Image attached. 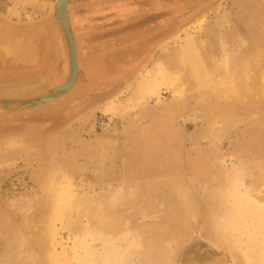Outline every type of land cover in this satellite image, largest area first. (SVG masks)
Returning <instances> with one entry per match:
<instances>
[{"label": "rangeland", "instance_id": "374dc122", "mask_svg": "<svg viewBox=\"0 0 264 264\" xmlns=\"http://www.w3.org/2000/svg\"><path fill=\"white\" fill-rule=\"evenodd\" d=\"M206 1H69L74 88L0 114V264H102L105 244L111 264H254L261 237L242 204L264 213V0L197 11ZM42 34L38 65L0 70V98L63 82L61 37ZM151 75L162 100L136 105Z\"/></svg>", "mask_w": 264, "mask_h": 264}, {"label": "water", "instance_id": "95a60500", "mask_svg": "<svg viewBox=\"0 0 264 264\" xmlns=\"http://www.w3.org/2000/svg\"><path fill=\"white\" fill-rule=\"evenodd\" d=\"M69 1L70 0H53L44 20L37 27L34 26L33 28L27 29L26 31L28 35L33 32L35 35L37 33L50 31L52 33L58 34L61 37V41L68 60V73L63 78V82L50 90H46L27 97L0 98V114H17L45 106L62 99L74 88L79 75V62L77 56V45L69 16ZM212 1L213 0H207L197 8V11L203 6H207ZM37 53H39V51ZM6 55L13 60L17 58H14L13 54H9L8 52ZM15 61L16 63H34L20 60Z\"/></svg>", "mask_w": 264, "mask_h": 264}, {"label": "bare ground", "instance_id": "6f19581e", "mask_svg": "<svg viewBox=\"0 0 264 264\" xmlns=\"http://www.w3.org/2000/svg\"><path fill=\"white\" fill-rule=\"evenodd\" d=\"M224 1V0H223ZM49 5V4H48ZM214 9V8H213ZM2 31H0V49H3V51L5 53H9V54H13L14 58H16L15 60H20V61H26V62H35L36 59L38 58V47H37V43L33 42V39H35V35L34 32L31 34H27L26 31H24L23 29H19V28H12V27H5V29H1ZM167 47V46H166ZM1 51V50H0ZM7 51V52H6ZM164 51V50H163ZM225 51V50H224ZM123 53V52H122ZM226 54V53H225ZM8 55V54H7ZM128 55V54H126ZM77 56H78V52H77ZM188 50H182L180 55H176L173 52H169L166 55V59L167 60H181L182 62H187L188 60ZM223 59V58H222ZM79 62V60H78ZM224 62L226 65L227 62V56H224ZM184 65V63H183ZM68 69V68H67ZM206 74V73H205ZM28 76V75H27ZM156 76L151 75L149 78H147L145 81H142L141 83H137V96L134 99V103L136 105H142L143 102L145 101V99L147 98V94L149 92H151V96L152 93L154 96L157 97V102H160V96L155 92V88L157 87L156 84ZM177 81V80H176ZM178 82V81H177ZM199 85H203L204 84V79L199 77ZM178 84V83H177ZM176 84V85H177ZM174 93L179 95V96H183L186 94V84H178V86H175L174 88ZM174 94V95H175ZM219 94V93H218ZM130 100V99H129ZM147 100V99H146ZM132 103V104H134ZM165 103V102H164ZM129 106V105H128ZM168 107V106H167ZM164 115H160V118H164ZM159 118V120H160ZM162 120V119H161ZM160 120V121H161ZM216 120V119H215ZM213 120V121H215ZM163 121V120H162ZM216 123V122H215ZM213 124V122H212ZM211 128V127H210ZM65 199V197H64ZM63 200V199H62ZM65 201V200H64ZM244 201V200H243ZM242 201V202H243ZM242 209L245 210L246 214L250 217H252V223L255 224H250L249 226L252 228L253 231L256 232L257 236L261 237V241L258 243L261 245V248L259 250V252H257V260L254 261V264H264V230L262 229V227L258 224V221H263L264 219V213L262 210L259 209V207H255L253 205H249V204H242ZM56 213V212H55ZM246 215V216H247ZM243 216V215H242ZM53 217V216H52ZM54 218V217H53ZM58 218V217H57ZM255 222V223H254ZM263 224V223H262ZM245 229V228H243ZM259 237V238H260ZM256 239L252 240L255 242ZM251 241V242H252ZM250 242V243H251ZM253 243V242H252ZM110 246V245H109ZM134 247V246H133ZM82 248L83 249H87V246L82 244ZM253 247H250V249ZM111 252V249H109L107 247V245H104V250H103V256H102V264H111V258L109 259V254ZM118 252V251H117ZM56 253V252H55ZM116 252H114L115 254ZM64 254V253H63ZM93 254V253H92ZM94 254H96L94 252ZM100 255V254H99ZM126 255V254H125ZM256 255V254H255ZM64 256V255H63ZM62 256V257H63ZM114 256V255H113ZM116 256V254H115ZM114 256V257H115ZM100 257V256H99ZM125 257V256H124ZM64 258V257H63ZM96 260V259H95ZM118 260V259H117ZM117 260L115 259V261L113 260L114 263L117 262ZM78 264H84L83 261H81L80 259H78ZM94 264V263H93ZM117 264H122V260H119Z\"/></svg>", "mask_w": 264, "mask_h": 264}, {"label": "crops", "instance_id": "0c3cea01", "mask_svg": "<svg viewBox=\"0 0 264 264\" xmlns=\"http://www.w3.org/2000/svg\"><path fill=\"white\" fill-rule=\"evenodd\" d=\"M51 3V0H0V12L4 13L6 18L13 20V16L16 17V19L20 20L22 23H20V21L18 23H12V22H7V21H2L0 22V24H3V26L6 27H12V28H19V29H28L31 28L33 25H39V23L41 22V19H43L46 14H47V10H48V4ZM69 7V4H68ZM16 15V16H15ZM12 16V17H11ZM27 19H30L32 21H38L39 22H29V24H27ZM36 19V20H34ZM142 25L138 26L136 25L135 28L133 29V32H135L136 34L139 31H142ZM2 29V28H1ZM45 38L48 37V35H43ZM40 38V36H37L36 38ZM38 38V40H39ZM35 41V39H33ZM38 51H39V56L41 55V51H40V47L38 46ZM39 56L38 59L32 63V64H26V63H20L18 62V64H22L24 65L22 68H29L30 66H36L39 64ZM4 59H10L9 57L4 58ZM11 61V60H10ZM4 63V62H3ZM13 63L14 61L9 62V64ZM16 63V62H15ZM5 64V63H4ZM19 67V66H18ZM21 67H19L20 69Z\"/></svg>", "mask_w": 264, "mask_h": 264}, {"label": "flooded vegetation", "instance_id": "af4514ba", "mask_svg": "<svg viewBox=\"0 0 264 264\" xmlns=\"http://www.w3.org/2000/svg\"><path fill=\"white\" fill-rule=\"evenodd\" d=\"M40 36V35H39ZM37 37V36H36ZM39 38V37H38ZM38 38H35V41H33L34 43H37V47L39 46L40 47V51H42V49L43 48H45V46H46V44H47V41H48V37H44V36H40V38H39V40H38ZM1 52L2 53H4L3 52V50H1ZM4 58H7V56L5 57V53H4ZM10 58V57H9ZM14 61V64L13 63H11V64H9V62H11V61ZM3 62L5 63V67L3 68V67H1L0 66V70L1 71H3L4 72V70L5 71H8V69L10 70L11 68H15L17 65H15L16 63V61L15 60H13L12 58H10V59H3ZM3 62H1L0 63V65H3L4 63ZM6 67L8 68V69H6ZM5 74V76L7 75L6 73H4ZM5 78V77H4ZM6 79V78H5Z\"/></svg>", "mask_w": 264, "mask_h": 264}]
</instances>
